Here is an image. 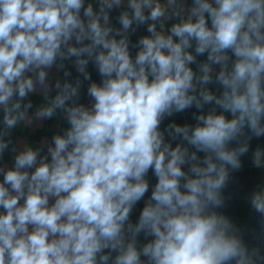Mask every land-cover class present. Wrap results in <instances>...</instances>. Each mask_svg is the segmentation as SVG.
<instances>
[{
  "label": "clouds",
  "instance_id": "9594fccd",
  "mask_svg": "<svg viewBox=\"0 0 264 264\" xmlns=\"http://www.w3.org/2000/svg\"><path fill=\"white\" fill-rule=\"evenodd\" d=\"M0 264H264V0H0Z\"/></svg>",
  "mask_w": 264,
  "mask_h": 264
}]
</instances>
